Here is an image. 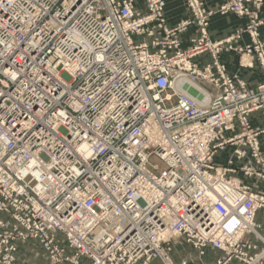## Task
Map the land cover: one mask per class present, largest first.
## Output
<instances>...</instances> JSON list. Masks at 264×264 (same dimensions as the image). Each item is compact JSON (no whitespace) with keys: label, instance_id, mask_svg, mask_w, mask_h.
Segmentation results:
<instances>
[{"label":"built area","instance_id":"built-area-1","mask_svg":"<svg viewBox=\"0 0 264 264\" xmlns=\"http://www.w3.org/2000/svg\"><path fill=\"white\" fill-rule=\"evenodd\" d=\"M207 1L184 0L170 26L165 0H0V264L27 239L50 264H173L174 237L222 251L213 264H264V129L250 120L264 79L251 88L220 61L236 51L264 74V0ZM228 13L245 27L212 40Z\"/></svg>","mask_w":264,"mask_h":264},{"label":"crops","instance_id":"crops-1","mask_svg":"<svg viewBox=\"0 0 264 264\" xmlns=\"http://www.w3.org/2000/svg\"><path fill=\"white\" fill-rule=\"evenodd\" d=\"M223 1L224 0H208L207 6L216 7ZM165 2V16L167 18V23L170 26L175 25L181 19L189 17V11L184 4V0H165ZM261 16H264V8L261 12ZM245 23L246 19L237 17L232 13L215 16L210 21L208 28L209 37L212 40H221L229 36L235 30L243 28ZM261 33V37L264 39V28H262ZM194 35L195 31L193 27H190L188 31L182 35V49H187L190 46V38ZM248 41V37L243 35L241 39L234 41L233 44L244 45L248 43ZM193 61L199 67H202L210 62V55L208 53H203L194 57ZM220 61L225 65L228 74H237L251 88L256 87V85L264 79L261 67L256 60L250 57L246 58V62H244V59L241 60L243 63H246L245 66H242L239 63V55L236 52H221ZM250 120L253 126L260 129L264 128V117L259 113L251 114ZM259 140L261 150L264 153V133L260 134ZM226 157V154L219 153L215 156L214 162L216 160V164H223ZM255 217L264 227V208L257 210ZM170 246L171 249L169 251V256L173 264H180L181 261H186V264H213L216 259L222 256L220 250L209 245L206 246L203 249V253L200 254L197 249L192 247V245L187 243L183 238L175 237L170 241ZM67 252L71 253L72 250L67 249ZM15 256L16 264H49L46 253L38 241L34 239H28L25 242L20 243L17 247ZM148 264H164V262L156 258L149 261ZM228 264H239V262L233 259Z\"/></svg>","mask_w":264,"mask_h":264},{"label":"rangeland","instance_id":"rangeland-1","mask_svg":"<svg viewBox=\"0 0 264 264\" xmlns=\"http://www.w3.org/2000/svg\"><path fill=\"white\" fill-rule=\"evenodd\" d=\"M264 8V7H263ZM262 11H263V9H262ZM261 11V12H262ZM233 14V13H232ZM235 16H237L236 14H234ZM218 16H222V15H218ZM260 16H261V13H260ZM237 17H239V16H237ZM261 17H264V16H261ZM240 18H244V17H240ZM244 19H246V18H244ZM246 22H247V20H246ZM245 25H246V23H245ZM245 25H244V27H245ZM243 27V28H244ZM243 28H241V29H243ZM262 28H264V26H262L261 28H260V37H261V31H262ZM245 36H247V35H245ZM248 37V36H247ZM262 38V37H261ZM141 39V38H140ZM249 39V38H248ZM249 42V41H248ZM247 44V43H246ZM245 45V44H244ZM238 46H242V45H238ZM234 52H236V51H234ZM237 53V52H236ZM238 55H239V60L241 61L242 59H244V57H246V58H248V56H246V55H241V54H239V53H237ZM254 60H256V59H254ZM257 61V60H256ZM258 63V62H257ZM260 66V65H259ZM262 69V68H261ZM263 72V71H262ZM263 76H264V74H263ZM196 83V82H195ZM199 86H203V87H205V83H203L202 81H199L198 83H197ZM184 87H186V88H184V89H186L187 91L188 90H190L189 91V93L191 94V95H193V96H196V97H198V99L200 100L201 99V96L197 93V91H196V89H194V88H192L190 85L189 86H187V84H185V86ZM181 88H183V87H181ZM180 88V89H181ZM188 93V92H187ZM253 113H259L262 117H264L260 112H253ZM252 113V114H253ZM251 116V115H250ZM262 129H264V128H262ZM259 142H260V140H259ZM260 149H261V146H260ZM262 151V150H261ZM220 154H226V156H228L229 155V150H226V151H224V152H219ZM218 153V154H219ZM263 153V152H262ZM263 155H264V153H263ZM220 159V158H219ZM218 160V159H217ZM215 162H216V160H215ZM237 175H240V174H237ZM0 219H7V216L4 214V213H2V212H0ZM259 222V221H258ZM260 223V222H259ZM262 225V224H261ZM263 227V226H262ZM261 233L262 234H264V227H263V229H262V231H261ZM175 238V237H174ZM174 238H171L170 239V241L172 240V239H174ZM250 238H251V240L252 241H254L255 243H257L258 244V246L259 247H261V248H263V242H261L260 240H258L257 239V237H255L254 235H250ZM28 240V239H27ZM35 240V239H34ZM26 241V240H25ZM25 241H23V242H25ZM37 241V240H36ZM170 241H169V244H168V246H169V248L171 249V246H170ZM20 243H22V242H19V243H17V247H18V245L20 244ZM39 243V242H38ZM40 244V243H39ZM42 247V246H41ZM43 249V248H42ZM44 250V249H43ZM17 251V250H16ZM45 252V251H44ZM222 252V251H221ZM46 253V252H45ZM15 254H16V252H15ZM47 255V254H46ZM222 255H223V253H222ZM48 259V258H47ZM15 260H16V256H15ZM15 260H14V264H16L15 263ZM49 261V260H48ZM237 261V260H236ZM239 262V261H238ZM49 264H50V262H49ZM239 264H241L240 262H239Z\"/></svg>","mask_w":264,"mask_h":264},{"label":"bare ground","instance_id":"bare-ground-1","mask_svg":"<svg viewBox=\"0 0 264 264\" xmlns=\"http://www.w3.org/2000/svg\"><path fill=\"white\" fill-rule=\"evenodd\" d=\"M244 62H246V58H244ZM180 79H181V78H178V80L176 81V90H177V91H181V92H186V93L188 92L187 94L191 95V94L189 93L190 90L187 91L186 89H184V88H186V87H183V88L180 89V87L178 86ZM189 84H190V86H191L192 88H194V89H196V90H198V91L206 92V89H205L203 86H199L197 83H195V82H193V81H189ZM192 96H193V95H192ZM193 97H196V96H193ZM196 99H197V101H199L198 97H196Z\"/></svg>","mask_w":264,"mask_h":264}]
</instances>
